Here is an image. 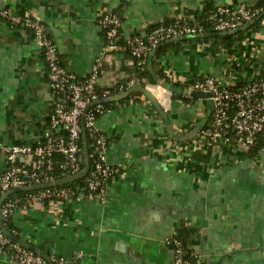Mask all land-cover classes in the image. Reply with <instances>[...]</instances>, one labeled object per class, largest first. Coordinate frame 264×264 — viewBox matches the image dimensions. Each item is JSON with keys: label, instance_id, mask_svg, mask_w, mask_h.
Instances as JSON below:
<instances>
[{"label": "crops", "instance_id": "obj_1", "mask_svg": "<svg viewBox=\"0 0 264 264\" xmlns=\"http://www.w3.org/2000/svg\"><path fill=\"white\" fill-rule=\"evenodd\" d=\"M256 2L0 0V9L32 12L46 25L61 64L82 76L103 45L97 19L104 12L123 14L124 39L168 19L194 18L205 6ZM260 19L229 43L192 37L163 42L156 49L160 53L154 56L155 50L151 57L163 77L150 67L161 84L137 79L132 58L121 45L106 55L98 88H122L128 82L146 86L167 121L141 92L109 101L96 120L109 139L106 160L118 167L105 201H70L55 211L45 203L20 204L8 222L12 235L66 264H171L165 238L184 225L196 231L187 248L196 250L203 264H264V145L248 157L241 146L202 144L199 130L212 107L184 92L189 81L206 75L232 87L256 80L264 70V15ZM216 35L224 34L210 36ZM175 92L186 99L173 97ZM50 107L44 62L32 33L0 17V140L34 142L48 127ZM0 264L16 263L0 256Z\"/></svg>", "mask_w": 264, "mask_h": 264}, {"label": "built area", "instance_id": "obj_2", "mask_svg": "<svg viewBox=\"0 0 264 264\" xmlns=\"http://www.w3.org/2000/svg\"><path fill=\"white\" fill-rule=\"evenodd\" d=\"M257 12L258 9L245 5L220 4L208 16L206 25L177 19L155 25L143 35L127 36L124 42L140 65L161 42L201 37L209 31L234 30L251 22ZM0 17L30 30L41 51L51 93V107L46 115L48 127L38 139L32 143L11 144L0 140L4 162L0 171V196L11 188L28 187L8 195L0 204V256L16 264H66L60 256L45 258L22 245L12 238V231L9 235L3 228H7L11 213L20 204L45 203L49 210L55 211V208L70 201H105L108 183L118 172V167L106 160L108 141L96 124L97 118L108 109L103 104L104 98L99 96L96 81L104 73L105 56L120 47L117 38L121 16L119 12L107 11L98 17L103 45L89 72L82 76L61 64L57 46L48 35L46 25L32 12L25 10L17 14L2 8ZM130 85L128 82L124 88ZM187 89L207 91L213 101L212 113L199 130L202 144L243 148L254 145L257 135L264 129V70L256 80L241 86L232 87L221 79L206 75L191 82ZM103 96L107 97L106 92ZM83 128L90 144L88 163L89 156L92 158L86 175L73 181L74 184L43 186L82 171ZM165 244L172 252L171 264H203L200 254L196 250L188 251L174 234L165 238Z\"/></svg>", "mask_w": 264, "mask_h": 264}, {"label": "trees", "instance_id": "obj_3", "mask_svg": "<svg viewBox=\"0 0 264 264\" xmlns=\"http://www.w3.org/2000/svg\"><path fill=\"white\" fill-rule=\"evenodd\" d=\"M248 7H252V8H256L258 9V12L257 14L255 15L258 16V14L264 9V0H257V2L253 5V6H248ZM215 8H212V7H209V6H205L203 8V10L199 13L195 12L194 13V18H190V19H186V18H181V19H178V20H188L189 22L195 24V23H201V24H207V18L208 16L211 14V12L214 10ZM119 12L120 16H121V20H122V15L120 11H117ZM254 17V18H255ZM175 19H168V20H165L163 21L162 23L166 24V23H171V22H174ZM261 21V19L251 23L249 29H252V28H255L258 23ZM248 29V30H249ZM214 34V32L212 31H209L208 34L206 36H201V37H192L194 39H197L199 41H202L204 39H208V38H220L222 39L223 41L229 43L233 40V38L235 37H241V35L243 34V31H240L238 33H226L224 35H216V36H210ZM102 35H103V32H102ZM174 41V40H173ZM168 42V44H175L176 42ZM117 43L119 44V46L121 45V47L124 49V51L126 52V54L128 56H130L132 58V61H133V67H132V70H133V74L134 76L137 78V79H146L148 83H152V84H155L156 83V80L154 79V76L153 74L150 72V67H152L157 76L159 78H162L163 77V74L159 71V70H156L155 69V65H154V60L153 58L151 60H148L146 59L142 64L138 65L135 61V59H133V57L131 56L130 54V51L128 49V47L126 46L125 42H124V39H122L120 33H119V36L117 38ZM160 53V50H156L155 52V55H158ZM203 78V77H202ZM195 81V80H194ZM193 81H189L188 83H191ZM189 84H186V86L188 87ZM176 86V85H175ZM98 92H99V96L101 98H105L103 95H104V92H106V96H109L110 94H116V93H119L120 91H124L125 88L122 87V88H111V89H102V88H98L97 89ZM175 95V96H174ZM173 97H182L184 99H186L183 95L182 92H175V94H173ZM192 99H195L194 97H192ZM103 104L105 106H110L112 103L111 102H103ZM109 142V139L107 140ZM86 143H87V148L89 149V139L86 138ZM264 145V129L257 135L256 139H255V143L253 146L247 148V150H245V155L248 156V157H253L255 156V153L257 150L261 149ZM57 158H60V157H57ZM92 162V158L91 156H89V163L91 164ZM74 184V183H72ZM19 193V192H18ZM10 219V218H9ZM9 222V221H8ZM10 226L7 225V230L8 232H11L10 230ZM12 233V232H11ZM194 233H196L195 229L189 227V226H181L177 231H175L173 234L179 238L183 244L185 245V247L187 248L188 247V244L190 242V239L194 236ZM14 235V234H13ZM12 235V236H13ZM188 251H190L188 248H187Z\"/></svg>", "mask_w": 264, "mask_h": 264}, {"label": "water", "instance_id": "obj_4", "mask_svg": "<svg viewBox=\"0 0 264 264\" xmlns=\"http://www.w3.org/2000/svg\"><path fill=\"white\" fill-rule=\"evenodd\" d=\"M264 15V9L258 14V16H256L251 22H247L245 23V25L234 29V30H229V31H225V32H215L214 34H226V33H235L238 31H242L245 30L247 27L250 26L251 23L259 20L262 16ZM163 44V42H161L160 44H158L157 46H155L151 51L150 54L148 56V60H151V57L153 56L154 52L156 49H158L160 47V45ZM154 79L157 81L158 84H161V80L157 79L154 76ZM169 88L171 90H175V86H169ZM137 91V92H141L146 98H148L153 105L155 106V108L158 110V112H160V114L164 117V119L167 121V114L164 111L163 107L161 106V103L159 102V100H157L154 95L152 94L151 91L148 90V88L146 86H142L139 83H135L132 86H130L129 88H127L124 92L117 94L115 96L112 97H107L103 100V102H109V101H116L119 100L127 95H129L130 93ZM185 93L187 94H191L197 98L200 99H204L206 100L208 106L213 107V101L210 98V93L207 91H203V90H188L185 89L184 90ZM89 107V106H88ZM88 107L85 109V111L88 109ZM83 125V121L81 123ZM81 138H82V146H83V156H84V167L82 169V171H80L79 173L75 174V175H71V176H66L60 179L55 180L54 182H49L48 184H43L44 185H62V184H67V183H72L73 181H76L82 177H84L88 171L89 168V163H88V148H87V143H86V134H85V130L84 128L82 129V133H81ZM36 187H40V185H37ZM28 187H15V188H11L8 191H6L5 193H3L0 196V204L1 202L4 200V198H6L8 195L13 194L15 192H18L19 190H27ZM4 232L9 234L7 228H3ZM12 238L14 240H16L17 242L21 243L22 245L33 249L34 251H36L37 253L41 254L43 256V254L41 252H39L37 249H35L33 246H29L28 244H26L23 241H19L17 238H15L14 236H12ZM45 258H47V256H44Z\"/></svg>", "mask_w": 264, "mask_h": 264}]
</instances>
